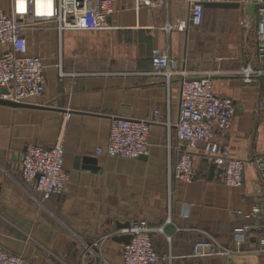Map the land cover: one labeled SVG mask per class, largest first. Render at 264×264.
Returning <instances> with one entry per match:
<instances>
[{"label": "crops", "instance_id": "1", "mask_svg": "<svg viewBox=\"0 0 264 264\" xmlns=\"http://www.w3.org/2000/svg\"><path fill=\"white\" fill-rule=\"evenodd\" d=\"M111 1L115 11L108 29H89L100 0H61L68 29L59 34L55 21H46L25 31L27 53L45 66V90L23 102L31 107L0 105V246L21 255L23 264H124L123 243L112 237L119 235L117 224L140 220L163 225V233L154 232L151 239L158 255L171 256L167 264H264V253L254 251L264 239V180L254 165L264 153V109L258 107L264 84L245 85L227 74L249 58L251 38L240 25L246 6L242 0H221L240 7L204 8L199 27L167 32L164 25L185 19V0ZM9 8L10 0H0V14ZM156 48L168 51L171 69L193 61L202 71H219L213 91L232 99L235 113L229 130L215 131L214 138L244 161L241 188L225 186L217 167L209 177L212 162L203 143L193 151L192 181L170 178L178 155L173 124L179 80L173 78L166 88L150 74ZM59 69L76 75L60 79ZM116 117L153 121L148 155L126 159L96 153L106 145ZM57 141L69 182L62 194L42 202L26 188L19 158L28 144L51 147ZM256 206L259 219H246ZM168 216L172 223L164 225ZM245 224L252 229L242 255L192 256L203 232L233 247L235 229Z\"/></svg>", "mask_w": 264, "mask_h": 264}, {"label": "built area", "instance_id": "2", "mask_svg": "<svg viewBox=\"0 0 264 264\" xmlns=\"http://www.w3.org/2000/svg\"><path fill=\"white\" fill-rule=\"evenodd\" d=\"M137 5H148L152 0H136ZM187 15L176 25L166 24L163 29L183 31L186 28L199 27L203 21L204 3L221 0H185ZM244 6L254 2V16L248 13L240 22L247 36H252L247 61L234 72L245 85L261 84L264 78V0H242ZM41 2L37 14L36 4ZM18 6L21 8L19 9ZM49 13H45L49 10ZM111 0H100L99 9L91 17L90 30L110 28L108 17L114 13ZM55 21L59 34L68 29L61 15V0H10L7 13L0 14V88L6 92L0 98L16 103H23L29 98L40 97L45 90V74L40 58L27 53L25 31L37 23ZM150 74L168 88L173 78L179 80V101L177 118L173 124L177 140L178 155L169 167L172 180L190 182L194 178L193 151L198 143L204 144V152L218 168L222 183L230 188H241L244 184V161L235 157L215 138V131L225 133L229 130L235 113V103L230 98L217 96L213 91V77L219 71H202L196 62L184 63L179 69H171L168 51L156 48L151 52ZM59 69L58 77L74 76ZM259 109H264V95L258 101ZM158 112L155 111V115ZM153 121L135 118H112L109 125L107 143L98 147L96 153L109 157L137 159L148 155V134ZM168 137V149L171 148ZM64 148L60 141L51 147L40 144H28L20 154L19 165L21 178L30 193L36 194L44 202L60 195L69 182V174L63 168ZM256 171L264 180V153L254 161ZM259 208L253 207L247 219H259ZM242 215L241 211L236 213ZM168 216L164 222L171 224ZM252 225H242L234 231V246L228 247L216 238L203 232L202 238L196 240L192 247L195 258L227 257L242 255L241 249ZM180 228L176 227V231ZM154 232L163 233V225L151 227L140 220H133L128 227L119 229L116 234H129V242L123 244L122 261L124 264H167L171 256L156 253L151 239ZM93 242L97 245L100 240ZM170 240V237L167 236ZM255 252L264 253V239ZM0 264H23L21 255L12 254L0 246Z\"/></svg>", "mask_w": 264, "mask_h": 264}, {"label": "water", "instance_id": "3", "mask_svg": "<svg viewBox=\"0 0 264 264\" xmlns=\"http://www.w3.org/2000/svg\"><path fill=\"white\" fill-rule=\"evenodd\" d=\"M256 1V0H253ZM207 7H215V8H221V9H226V8H239L240 4L237 2H213V3H204V8ZM256 10V5L254 2H250L246 5V11L248 13V15L250 17L254 16V12ZM263 61H264V56H263ZM260 83L264 84V78L260 79ZM6 92V89L1 88L0 90V94ZM0 105H4V106H10V107H31V105L25 104V103H16V102H12L9 100H5L0 98ZM206 161V160H205ZM216 168V165L214 163H209L208 164V170H209V177L212 176L214 170ZM129 223H119L117 224V228H125L128 227ZM113 240L126 244L129 242L130 239V235L129 234H122V235H116L114 237H112Z\"/></svg>", "mask_w": 264, "mask_h": 264}, {"label": "bare ground", "instance_id": "4", "mask_svg": "<svg viewBox=\"0 0 264 264\" xmlns=\"http://www.w3.org/2000/svg\"><path fill=\"white\" fill-rule=\"evenodd\" d=\"M42 3L41 2H37V4H36V9H37V14H42L43 12H41V13H39L40 12V10H39V7H40V5H41ZM18 8L20 9L21 7L20 6H18ZM51 10H50V8H49V10H47L45 13H49Z\"/></svg>", "mask_w": 264, "mask_h": 264}, {"label": "rangeland", "instance_id": "5", "mask_svg": "<svg viewBox=\"0 0 264 264\" xmlns=\"http://www.w3.org/2000/svg\"><path fill=\"white\" fill-rule=\"evenodd\" d=\"M250 38H251V39H253V35H252V36H250Z\"/></svg>", "mask_w": 264, "mask_h": 264}, {"label": "trees", "instance_id": "6", "mask_svg": "<svg viewBox=\"0 0 264 264\" xmlns=\"http://www.w3.org/2000/svg\"><path fill=\"white\" fill-rule=\"evenodd\" d=\"M262 86H263V84H262Z\"/></svg>", "mask_w": 264, "mask_h": 264}]
</instances>
